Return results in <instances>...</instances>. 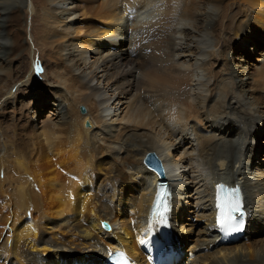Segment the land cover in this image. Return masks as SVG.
I'll list each match as a JSON object with an SVG mask.
<instances>
[{"label": "bare ground", "instance_id": "obj_1", "mask_svg": "<svg viewBox=\"0 0 264 264\" xmlns=\"http://www.w3.org/2000/svg\"><path fill=\"white\" fill-rule=\"evenodd\" d=\"M54 1L0 0V264H104L83 252L104 259L117 249L133 257L149 249L145 221L157 176L143 160L157 154L165 174L178 178L182 164L171 149L184 146L196 160L179 176L197 198L181 201L192 190L172 185L174 245L193 235L187 264H263L264 154L253 161L264 150L255 145L264 136V0H87L81 16L92 20L85 22ZM23 9L40 26L32 40L52 97L53 110L38 122L46 96L28 102L39 110L18 113L24 91H11L45 87L35 85L39 76L24 54ZM110 101L125 123L115 131L102 115ZM219 181L240 184L251 213L246 235L233 244H220L214 232L211 194ZM189 210L207 226L188 222L186 229Z\"/></svg>", "mask_w": 264, "mask_h": 264}, {"label": "rangeland", "instance_id": "obj_2", "mask_svg": "<svg viewBox=\"0 0 264 264\" xmlns=\"http://www.w3.org/2000/svg\"><path fill=\"white\" fill-rule=\"evenodd\" d=\"M27 1H29V0H27ZM62 1H63V3H62ZM62 1H60V0H58V1H54V3H53V5H55V3H56V5H55V7H63V4H64V7H63V9H65V8H70V10L69 11H71V12H73L74 13V15H75V19L78 21L79 19V21H81V22H85V21H88V20H92V19H90L89 17H82L81 15H82V13H83V11H85V12H88L87 11V9H88V1L87 0H62ZM61 2V3H60ZM72 5V6H71ZM83 8V9H82ZM87 8V9H86ZM55 9H57L56 10V12H57V14L58 15H60V13H58L60 10L58 9V8H55ZM82 10V11H81ZM29 12V13H28ZM23 15L25 16L26 15V18H25V22H26V27H25V29H24V34H25V43H26V51L24 52V54L26 55V58H27V60L29 61L30 60V63L32 64V60H33V57H34V55H37L38 54V51H39V49L41 48L40 47V45H37L36 44V41H34V39L32 40V36H34L35 35V37H37L38 35L36 34L37 33V31L38 30H40V26H39V23H38V20H34V22H31V12L29 11V10H25V9H23ZM34 17H35V15H34ZM94 21V20H93ZM42 28V27H41ZM31 35V36H30ZM178 38H180L179 36H178ZM107 40H109V37H101V38H99L98 39V41L99 42H106ZM32 41V42H31ZM178 42H179V40H177ZM212 41H213V39H212ZM212 41H210V39H209V41H208V43L206 44L207 46H208V44H211V47H213V45H215L214 44V42H212ZM40 47V48H39ZM209 48L208 50H212L213 48ZM37 48V49H36ZM39 48V49H38ZM247 50L250 48V46L248 45L247 47ZM146 53H150V51L149 50H147V52ZM23 54V55H24ZM249 55H251V57H249V59H247L249 62H255V60L258 58V56L257 55H255V54H252V53H250ZM40 58H41V56H40ZM246 58H248V56L246 57ZM93 61V59H90L89 60V62H92ZM21 62H23V60H19V61H16V62H14V63H16V64H22ZM32 66V65H31ZM87 67H88V65H87ZM24 68L23 67H21V71H20V73H24L25 71L24 70H26V68L23 70ZM87 72L89 73L90 71L89 70H87ZM29 74L30 73H27L26 75H25V81H27L28 80V78H29ZM204 74V73H203ZM101 76V74H97V77H100ZM131 78V81H134V82H136L137 80H139V79H141V75H140V72L139 71H136V72H133L132 73V75L130 76ZM91 78V76H90V74H89V76H88V79H90ZM32 79V81L34 82L35 80H34V78H31ZM125 81H128V79H126ZM33 82H31V83H33ZM36 82V84L35 85H40V84H43V85H45V87H43V86H37V88H28V89H26V87L27 86H29L28 84H23V85H19V84H16L15 85V87L14 88H12V93H15L16 92V90L17 89H19L20 88V90L21 91H24L23 93H22V96L17 100L18 101V103H17V105H15L16 107L15 108H17V112L19 113V112H22V113H24V108H29V107H32V105H35V108H39V107H41L42 105H44V106H47L46 108H45V110L42 112V114H41V116H39V118L37 119V122L38 121H41L42 119H44V115H46V114H48L50 111H51V109L53 110V107L52 106H50V103H51V101H52V97H50V94H48L47 93V90H46V87L47 88H49V86H50V84H49V82H47L46 80H45V78L43 77L42 78V76H39V79H38V81L36 80L35 81ZM47 83V84H46ZM92 83V82H91ZM96 84V81H94L93 83H92V86H94ZM123 88H125L124 86L122 87H120V89H123ZM196 88V87H195ZM119 89V90H120ZM39 94L40 96H41V94L42 95H45L46 96V99H45V97H44V99L42 100V102H41V104H39L38 102H35V103H33V104H31L30 103V105H29V103L28 102H31V100L32 99H34V96H32V95H35V94ZM110 93H111V91H109L107 94L108 95H106V96H101V98H99V100H103V99H106V98H108V96L110 95ZM136 93H137V91H136ZM197 93V92H196ZM135 95V94H134ZM138 95H139V97H141V98H143V97H145L146 98V100L148 99V97H149V95H147V93L145 94L144 93V91H140V92H138ZM197 95V94H196ZM14 97H17V94L15 93L14 94ZM106 97V98H105ZM21 102V103H20ZM27 103H28V105L29 106H27ZM112 103V101H110V102H108V103H104L105 105H103V107L101 108L103 111H102V115H103V117H105V118H103V119H105V125H107V126H111V127H113L114 129H113V131H115V128H120V126H124V124L125 123H123V121H121L120 122V119L122 118V116H123V114H121V110L122 109H118L119 108V105H112L111 104ZM47 104V105H46ZM82 107H85L84 105H81ZM80 106V107H81ZM111 106V107H110ZM79 107V108H80ZM40 109V108H39ZM38 109V110H39ZM85 113H86V111H87V108L85 107ZM100 113H101V111H99ZM26 113V112H25ZM84 113V114H85ZM17 116V117H16ZM19 116V114H17V115H15V117L16 118H19L18 117ZM175 120V119H174ZM24 121V120H23ZM89 123V121L86 119L85 120V123ZM85 125V124H84ZM130 130V129H129ZM139 134H141L142 133V130L140 131V130H138L137 131ZM190 132H187V134H189ZM211 135H212V133H211ZM187 139H192L193 138V136H191V135H188L187 137H186ZM255 145H256V148H258L259 150L261 149V148H264V136L263 137H260V136H258V138H257V140L255 141ZM184 148H186L185 146L183 147V148H179V149H177V150H175L174 148H172L171 150H173V155H174V158H175V160H177V162L179 163V164H182V165H180V169H179V171H178V173H179V175L180 174H184V173H187L188 171L189 172H191V169H190V167H187V168H184V166H186V164H187V160L188 159H195V154H192V155H187V154H183V150H184ZM176 151V152H175ZM261 152H259V154H258V156L257 157H254V164L255 165H258L259 163H260V160L262 159V155L264 154V150H260ZM150 152V151H149ZM151 152H153V151H151ZM155 153V152H154ZM172 153V152H171ZM157 155V154H156ZM159 157V156H158ZM160 158V157H159ZM163 158L165 159V157L163 156ZM161 160H163L162 158H160ZM196 160V159H195ZM163 162V161H162ZM184 164V165H183ZM207 171V170H206ZM178 175V178H177V182H175V184L174 185H176V186H178V184L179 185H183V184H185L186 186H188V188L190 189V190H192V194L189 196L188 194H187V192H189V190H185L184 191V195H182V196H180L181 198H180V200L182 201V199H183V201L186 203V202H189V203H192V199H195V198H197L196 197V195H195V192L193 191V189H192V187H193V185L190 183V181L189 180H186L185 178H181L180 176ZM194 177L195 176H197V173L195 172L194 173V175H193ZM184 179V180H183ZM198 180H201V178L200 179H198ZM180 181V182H179ZM78 182V181H77ZM179 182V183H178ZM181 183V184H180ZM201 191H202V189H200ZM199 190V191H200ZM190 194V193H189ZM189 196V197H188ZM193 196V197H192ZM132 202V201H131ZM129 205H131V206H129V207H132V204H130L129 203ZM186 205V204H185ZM126 207V210H127V206H125ZM124 207V208H125ZM186 207V206H185ZM128 212H131V210L130 209H128ZM191 212V213H190ZM129 214V213H128ZM191 222V224H194V230L196 229V230H199V229H201L203 226H207V219L206 218H201V217H199V216H195L194 214H192V210H189V214H185V224H184V226H185V228L187 229L188 228V224ZM187 224V225H186ZM56 232V231H55ZM245 235H246V233H245ZM185 238H186V240L184 241V238H180L179 240H177V244L179 243V242H181V246H179V247H177V246H175L174 245V250L175 251H177L179 248L181 249V256L183 255V251H184V247L186 248V250L185 251H187V248L188 247H190V246H192V245H194V238H193V235H189L188 233L184 236ZM244 237V236H243ZM246 237V236H245ZM174 238V237H173ZM178 239V238H177ZM170 244H171V242H170ZM85 255V257H84V259H87V258H92V257H94L95 259H96V261H100V262H103V259H102V257H100V255H98L97 253L96 254H94V252H92V250H87V251H85V252H83ZM100 254V253H99ZM87 256V257H86ZM76 257H80V256H76ZM246 261H247V259H245ZM189 262V261H188ZM187 262V263H188ZM250 262H252V263H257V264H262V262H258L257 260H252V261H247L246 263L247 264H251ZM187 263H184V264H187ZM264 264V263H263Z\"/></svg>", "mask_w": 264, "mask_h": 264}, {"label": "snow or ice", "instance_id": "obj_3", "mask_svg": "<svg viewBox=\"0 0 264 264\" xmlns=\"http://www.w3.org/2000/svg\"><path fill=\"white\" fill-rule=\"evenodd\" d=\"M238 208H239V204L237 203L234 206V208L232 209V211H237ZM233 219H234V217L230 213L222 212L221 216L219 218V223H220L221 227H223L225 229H233L237 226L233 223Z\"/></svg>", "mask_w": 264, "mask_h": 264}, {"label": "water", "instance_id": "obj_4", "mask_svg": "<svg viewBox=\"0 0 264 264\" xmlns=\"http://www.w3.org/2000/svg\"><path fill=\"white\" fill-rule=\"evenodd\" d=\"M80 111H81V113L85 112L82 106L80 107ZM86 123H85V125H87ZM146 160H147L148 164L156 167L159 170V172H162V170H161L162 166L160 165L159 160L153 154H148Z\"/></svg>", "mask_w": 264, "mask_h": 264}]
</instances>
